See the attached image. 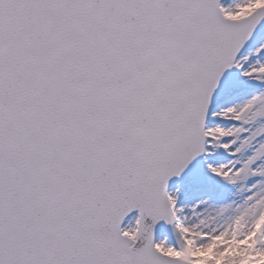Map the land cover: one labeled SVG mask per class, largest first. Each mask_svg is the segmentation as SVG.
I'll use <instances>...</instances> for the list:
<instances>
[{
    "label": "snow or ice",
    "instance_id": "obj_1",
    "mask_svg": "<svg viewBox=\"0 0 264 264\" xmlns=\"http://www.w3.org/2000/svg\"><path fill=\"white\" fill-rule=\"evenodd\" d=\"M0 264H264V0H0Z\"/></svg>",
    "mask_w": 264,
    "mask_h": 264
}]
</instances>
